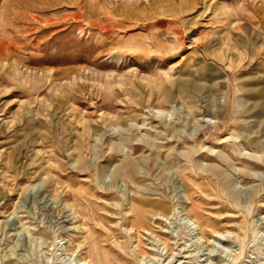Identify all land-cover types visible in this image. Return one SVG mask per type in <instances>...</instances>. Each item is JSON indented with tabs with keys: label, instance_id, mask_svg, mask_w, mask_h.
<instances>
[{
	"label": "rangeland",
	"instance_id": "obj_1",
	"mask_svg": "<svg viewBox=\"0 0 264 264\" xmlns=\"http://www.w3.org/2000/svg\"><path fill=\"white\" fill-rule=\"evenodd\" d=\"M0 264H264V0H0Z\"/></svg>",
	"mask_w": 264,
	"mask_h": 264
},
{
	"label": "bare ground",
	"instance_id": "obj_2",
	"mask_svg": "<svg viewBox=\"0 0 264 264\" xmlns=\"http://www.w3.org/2000/svg\"><path fill=\"white\" fill-rule=\"evenodd\" d=\"M133 214L135 215V216H138V215H142V212L141 211H138V210H136L135 212H133ZM194 217V216H193ZM198 219V218H197ZM138 220V219H137ZM199 221V220H198ZM197 221V222H198Z\"/></svg>",
	"mask_w": 264,
	"mask_h": 264
}]
</instances>
